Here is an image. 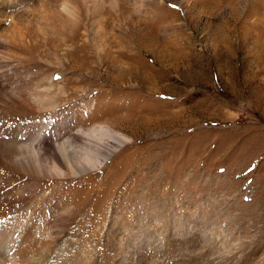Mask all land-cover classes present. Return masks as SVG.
Instances as JSON below:
<instances>
[{
    "label": "rangeland",
    "instance_id": "374dc122",
    "mask_svg": "<svg viewBox=\"0 0 264 264\" xmlns=\"http://www.w3.org/2000/svg\"><path fill=\"white\" fill-rule=\"evenodd\" d=\"M64 1V36L19 56L2 41L26 23L36 37L39 12ZM16 63L26 92L53 97L50 130L78 149L85 131L111 132L98 169L20 179L35 220L61 231L51 264L130 249L119 264H264V0H0V73ZM44 116L18 141L35 145Z\"/></svg>",
    "mask_w": 264,
    "mask_h": 264
},
{
    "label": "bare ground",
    "instance_id": "6f19581e",
    "mask_svg": "<svg viewBox=\"0 0 264 264\" xmlns=\"http://www.w3.org/2000/svg\"><path fill=\"white\" fill-rule=\"evenodd\" d=\"M58 5L47 6V11L44 12L40 10L41 12L34 21L35 30L39 32L36 37L27 35L32 30H28L29 26L26 23L23 28L13 25L6 34L1 35L2 41L10 49L17 48L16 55L19 56L26 55L27 50L32 49L38 41H52L58 39L59 36H64L63 33H60L61 29L57 23H61V25L68 23L73 8L68 1ZM37 38L39 39L37 40ZM3 58L5 59L6 56H2ZM19 63L13 65L12 76L5 72L0 73V109L6 113L0 112V264H51L52 258L58 255L57 239H61V231L54 233L47 225L35 220L34 214L28 210L30 207L24 205L26 198L20 179L32 178L35 175L61 177L64 176L65 171L72 177V175L85 173L91 169H98L109 157L110 150L104 146V138L110 136L111 132L109 129L101 127L102 125L85 131L86 137L82 141L84 145L78 149L73 145L74 135L65 136L64 131L57 127L54 131L50 130L51 125L49 126L48 123L51 122V117L56 111L55 101L53 97L26 92L28 82L20 77L15 78V75L20 76L28 73L25 71L27 67H23L22 71ZM10 84H14L13 91L7 92ZM42 112L45 113V116L38 120L37 133L34 134V139H31L36 144L31 145L28 141H18L19 131L30 127L29 124ZM54 138H60V140ZM117 140L120 144L126 141L120 136H117ZM17 143L25 146H20L17 149L15 147ZM104 149L108 153H105ZM43 156L48 157L51 163L49 164L46 157ZM41 191H43V195L38 197L37 205L52 200L49 192L46 194L44 189ZM9 211L12 212V215L9 214ZM16 212L19 213L15 214ZM70 212L71 210L65 209L64 214L62 213L60 217L56 218L55 216L53 225L58 226L59 230L65 228L71 221L72 213ZM47 213V206L39 212L42 217H46ZM38 218L41 219V217ZM117 227L119 229V226ZM123 251H120L121 259L117 264L124 258H132V249L126 253ZM61 257L62 254H60ZM130 261L136 260L132 258ZM62 263L70 264L69 262Z\"/></svg>",
    "mask_w": 264,
    "mask_h": 264
}]
</instances>
